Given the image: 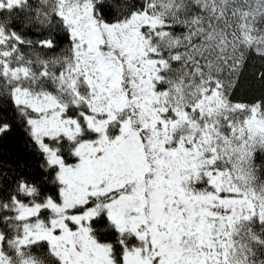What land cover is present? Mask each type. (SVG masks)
I'll use <instances>...</instances> for the list:
<instances>
[{"label":"snow or ice","instance_id":"1","mask_svg":"<svg viewBox=\"0 0 264 264\" xmlns=\"http://www.w3.org/2000/svg\"><path fill=\"white\" fill-rule=\"evenodd\" d=\"M254 57L264 0H0V138L55 184L0 162V264H264Z\"/></svg>","mask_w":264,"mask_h":264},{"label":"trees","instance_id":"2","mask_svg":"<svg viewBox=\"0 0 264 264\" xmlns=\"http://www.w3.org/2000/svg\"><path fill=\"white\" fill-rule=\"evenodd\" d=\"M104 2L114 3L115 0H104ZM10 18L17 22L22 20L18 13L11 14ZM27 34L31 39L40 38L32 32ZM66 43V40H61L62 45ZM260 71H264V61L254 57L249 61L241 76L240 85L236 91L238 98L251 102L264 96V82L260 81L256 76V73ZM0 162L7 166L4 171H7L8 168L16 169L19 166V169L37 177L40 182L44 183V189L49 194H53L55 191L52 176L41 168L43 157L27 136L22 125L14 126L9 133L0 138ZM94 227L105 241L115 244L116 233L107 223L101 221L96 223Z\"/></svg>","mask_w":264,"mask_h":264}]
</instances>
